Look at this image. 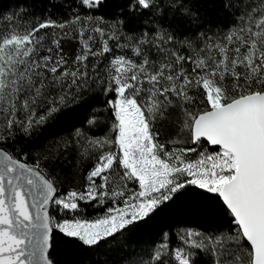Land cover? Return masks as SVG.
I'll list each match as a JSON object with an SVG mask.
<instances>
[{
    "label": "snow or ice",
    "instance_id": "snow-or-ice-1",
    "mask_svg": "<svg viewBox=\"0 0 264 264\" xmlns=\"http://www.w3.org/2000/svg\"><path fill=\"white\" fill-rule=\"evenodd\" d=\"M0 264H264V0H0Z\"/></svg>",
    "mask_w": 264,
    "mask_h": 264
},
{
    "label": "trees",
    "instance_id": "trees-1",
    "mask_svg": "<svg viewBox=\"0 0 264 264\" xmlns=\"http://www.w3.org/2000/svg\"><path fill=\"white\" fill-rule=\"evenodd\" d=\"M162 219H164V218L162 217Z\"/></svg>",
    "mask_w": 264,
    "mask_h": 264
}]
</instances>
